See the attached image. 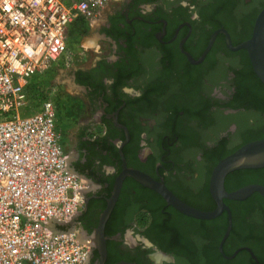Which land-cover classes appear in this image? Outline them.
<instances>
[{"label":"flooded vegetation","instance_id":"flooded-vegetation-1","mask_svg":"<svg viewBox=\"0 0 264 264\" xmlns=\"http://www.w3.org/2000/svg\"><path fill=\"white\" fill-rule=\"evenodd\" d=\"M115 1L74 34L82 42L95 28L97 41L113 57L91 69L69 67L85 112L81 128L68 138L60 130L61 140L86 189L83 209L65 228L88 244L85 264H205L225 214L228 225L227 209L212 219L188 216L129 171L164 183L194 208H217L210 192L215 158L264 134V107L238 102L246 83L244 51L227 44V34L234 47L248 39L264 0H121L114 7ZM96 126H103L101 132L93 133ZM74 137L69 150L66 141ZM242 175L226 176L227 191L264 186V172ZM248 198L224 199L232 228L217 248L224 261L248 251L264 264V241L260 257L249 244L235 246L238 231L264 233L260 204H238Z\"/></svg>","mask_w":264,"mask_h":264},{"label":"built area","instance_id":"built-area-1","mask_svg":"<svg viewBox=\"0 0 264 264\" xmlns=\"http://www.w3.org/2000/svg\"><path fill=\"white\" fill-rule=\"evenodd\" d=\"M108 1L0 0V264L87 260L88 244L65 228L86 181L69 166L54 102L30 111L28 87L77 62L72 30Z\"/></svg>","mask_w":264,"mask_h":264},{"label":"water","instance_id":"water-1","mask_svg":"<svg viewBox=\"0 0 264 264\" xmlns=\"http://www.w3.org/2000/svg\"><path fill=\"white\" fill-rule=\"evenodd\" d=\"M227 34V33H226ZM214 38V37H213ZM213 38L211 43L213 42ZM210 43V46H211ZM227 44L233 50L245 49L248 53L251 65L258 78L264 83V7L256 16L251 36L238 46H233L227 34ZM207 48V50L210 48ZM205 51V53L207 52ZM264 168V138L250 141L243 144L224 158H222L213 168L210 177V192L217 202V208L212 211H203L190 206L189 204L178 198L171 190H169L164 183L157 182L138 171H129L135 179L149 186L159 192L162 197L180 212L200 219H212L222 213L224 209L228 212V225L223 240L228 236L232 228V212L224 203V199L244 200L252 193L259 192L264 197L263 185H247L235 191H227L225 187L226 176L234 171L242 169H259ZM123 177V176H122ZM122 177L118 180L116 191L109 206L102 218L101 227H103L106 218L108 217L116 194L120 188ZM75 220V218L73 219ZM222 240V241H223ZM222 243H220V250L222 251ZM253 257L255 255L253 254Z\"/></svg>","mask_w":264,"mask_h":264},{"label":"rangeland","instance_id":"rangeland-1","mask_svg":"<svg viewBox=\"0 0 264 264\" xmlns=\"http://www.w3.org/2000/svg\"><path fill=\"white\" fill-rule=\"evenodd\" d=\"M121 0H116L114 2V7L121 6ZM72 45L70 47L74 48L76 53L80 56L77 59V62L83 69H91L99 60H104L107 57H113L110 55V47L108 45L103 46L97 41V33L94 32L95 28L92 29L85 36L84 40L81 42L78 40L74 34L77 30H72ZM101 46V47H100ZM56 71L53 74L47 77H39L37 82L34 85L28 87V92L30 94V106L28 107L30 111L36 110L43 101L51 100L54 102L57 109V128L65 134L68 138V134H72L76 131L77 128H81L84 117L82 114L85 112L82 99L76 97V91H74L71 85L70 69L57 73ZM54 77L63 84H58L55 82ZM54 80V81H53ZM64 82H67L68 85H65ZM68 86V87H66ZM24 114V113H23ZM103 126H96V130L93 133L101 132ZM92 132V129H89ZM76 142V137L66 141V147L70 150ZM220 233V232H219ZM215 238V245H217V238ZM212 252L210 257L203 259L205 264H251L250 257L246 254L240 255L233 262H226L221 258H218L217 255ZM264 254V252H261Z\"/></svg>","mask_w":264,"mask_h":264},{"label":"trees","instance_id":"trees-1","mask_svg":"<svg viewBox=\"0 0 264 264\" xmlns=\"http://www.w3.org/2000/svg\"><path fill=\"white\" fill-rule=\"evenodd\" d=\"M251 32H252V29L250 30V33H249L247 38H249L251 36ZM242 51H244V52H241V54L244 57L245 66H246L245 67V73H244L246 75V81H245L246 83H245V86H244L243 90L238 92L239 96H241V98L238 100V102L246 104L248 107L249 106H254V107H258V108H263L264 107V83L258 78L256 73L254 72L253 67L251 65V62H250V59H249V56L247 54V51L245 49H243ZM259 138H264V134L263 135H259V136L257 135V136H254L252 138H249V139L245 140L244 143L246 144V143H248L250 141H253L252 139H259ZM237 148L217 156L215 158L213 164H212V168L222 158H224L225 156H227L228 154H230L231 152H233ZM236 172H241L242 174H244V175L241 176V178H243L244 176H248L247 174L250 175V174L263 173L264 172V168L263 169H258V170L242 169V170L235 171L233 173H236ZM247 179H248V177H247ZM245 180H243V182H241V183H244ZM226 187H227L228 190L231 189L229 187V185H228V181L226 182ZM255 202H258L260 204V207H262V209H264V197H262L261 195H258V194L248 198L245 201L238 202V204H241L242 205L241 207L243 208L244 205L248 206L249 204H252V203H255ZM208 209H212V208H208ZM226 228H227V217H226V214H225V217H224V220H223V228H222L221 232L223 233L226 230ZM244 231L247 234L244 235L243 231L242 232L238 231L233 236V237H235V239L239 240L238 244L235 245V246L237 247L239 245H245V244L247 245V244H249L250 246H252L254 248V251H257L256 254L260 257V252H259L258 246L263 245V243H260V241H264V233L256 232L254 229H249V228L244 230ZM219 232L220 231H218V234H219ZM222 233L217 238V243L219 242V240H220V238L222 236ZM257 242H259V243H257ZM233 249L230 250V251H234ZM214 251H215L214 254L217 255L218 258H221V259L223 258L222 253H220L218 251L217 245H216V248L214 249ZM232 253L233 252H229L228 254H232ZM241 253H244V254L247 253L250 256V258H251L250 259V263L251 264H258L255 261V259L252 258L250 252L241 251L239 253V255ZM238 256H236L235 258H233L230 261L227 260L226 262H228V263L233 262V261H235L238 258ZM260 260H263V259L260 258Z\"/></svg>","mask_w":264,"mask_h":264},{"label":"crops","instance_id":"crops-1","mask_svg":"<svg viewBox=\"0 0 264 264\" xmlns=\"http://www.w3.org/2000/svg\"><path fill=\"white\" fill-rule=\"evenodd\" d=\"M66 70H68V68L59 69V70H56V72H57V73H61V72L66 71ZM56 72H55V74H56ZM52 74H53V73H52ZM55 76H57V74H56ZM54 80H55L56 83H58V84H60V85L63 84V82L58 81V80L56 79V77H54ZM54 80H53V81H54ZM64 84H65V85H68L67 82H64ZM66 87H68V86H66Z\"/></svg>","mask_w":264,"mask_h":264}]
</instances>
